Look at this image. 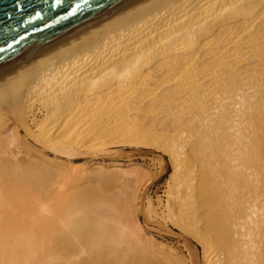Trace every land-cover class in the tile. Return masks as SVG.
I'll return each instance as SVG.
<instances>
[{"label": "bare ground", "instance_id": "obj_1", "mask_svg": "<svg viewBox=\"0 0 264 264\" xmlns=\"http://www.w3.org/2000/svg\"><path fill=\"white\" fill-rule=\"evenodd\" d=\"M0 264H264V0H149L0 78Z\"/></svg>", "mask_w": 264, "mask_h": 264}, {"label": "water", "instance_id": "obj_2", "mask_svg": "<svg viewBox=\"0 0 264 264\" xmlns=\"http://www.w3.org/2000/svg\"><path fill=\"white\" fill-rule=\"evenodd\" d=\"M149 0H0V78Z\"/></svg>", "mask_w": 264, "mask_h": 264}, {"label": "rangeland", "instance_id": "obj_3", "mask_svg": "<svg viewBox=\"0 0 264 264\" xmlns=\"http://www.w3.org/2000/svg\"><path fill=\"white\" fill-rule=\"evenodd\" d=\"M124 153L121 154V157H112L110 160V170L113 171L112 174H122L124 173H128L131 174L133 172H138L141 174H150L153 170L150 168V159L151 156H147V155H143V156H133L132 152L129 151H123ZM125 155H131L129 159L126 158ZM110 160H104V161H98L96 164L92 165H85V163L83 161L81 162H76L74 165H72L73 168H84L87 172L93 170V169H98L100 166H106V163H109ZM102 163L101 165H99V163ZM119 164L118 166H115L114 164ZM170 166V165H169ZM169 171V172H168ZM168 171L165 173L166 177L165 179H167L169 177V175L171 174V167L168 168ZM114 179H118L116 177V175H114V177H112ZM163 184V181L160 183V185Z\"/></svg>", "mask_w": 264, "mask_h": 264}]
</instances>
